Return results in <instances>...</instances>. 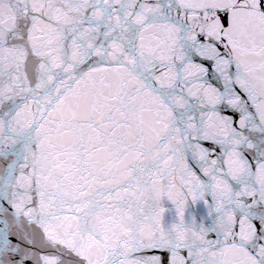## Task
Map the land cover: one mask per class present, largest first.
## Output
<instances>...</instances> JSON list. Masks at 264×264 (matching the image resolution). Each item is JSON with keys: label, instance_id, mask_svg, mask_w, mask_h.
<instances>
[{"label": "snow or ice", "instance_id": "6c2138e0", "mask_svg": "<svg viewBox=\"0 0 264 264\" xmlns=\"http://www.w3.org/2000/svg\"><path fill=\"white\" fill-rule=\"evenodd\" d=\"M0 264H264V0H0Z\"/></svg>", "mask_w": 264, "mask_h": 264}]
</instances>
